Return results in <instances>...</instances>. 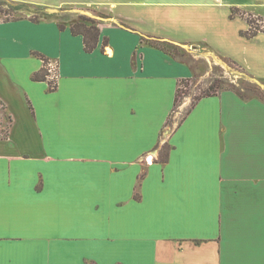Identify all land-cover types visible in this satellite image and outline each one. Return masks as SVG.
Wrapping results in <instances>:
<instances>
[{
  "label": "crops",
  "instance_id": "0c3cea01",
  "mask_svg": "<svg viewBox=\"0 0 264 264\" xmlns=\"http://www.w3.org/2000/svg\"><path fill=\"white\" fill-rule=\"evenodd\" d=\"M14 1L61 18L0 22V101L12 119L0 137V264H264L262 99L202 98L168 128L169 161L154 162L179 82L195 74L150 42L218 55L192 35L159 32L172 18L160 10L174 3ZM217 1L229 17L234 8L264 16V0ZM84 14L100 29L92 53L70 31ZM247 40L264 42V33ZM248 58L230 59L264 81ZM45 59L59 64L54 91L32 78Z\"/></svg>",
  "mask_w": 264,
  "mask_h": 264
},
{
  "label": "rangeland",
  "instance_id": "374dc122",
  "mask_svg": "<svg viewBox=\"0 0 264 264\" xmlns=\"http://www.w3.org/2000/svg\"><path fill=\"white\" fill-rule=\"evenodd\" d=\"M5 0H0L3 3ZM151 2L159 3H174L169 5L171 9L160 10L161 14L172 17L170 20L158 23V26L164 27L167 31L160 30V33L170 34L178 38L189 37L192 35L195 38L203 40L211 48L218 52V55L205 45H175L169 47L173 56L178 59L190 63L194 71V77L191 78L186 86L182 85V93L179 99L178 106L170 118L172 125L170 130L176 126L177 122L183 119L188 111L193 107L194 102L204 93H221L223 89L228 88L231 91L237 92L245 99L260 98L264 101V81L252 78L244 69L230 58L245 61L248 57L245 54L248 51L254 52L260 57V61L264 59V42H251L246 37L241 36L240 31L245 27V21L242 18L231 19L229 12L219 6L217 0H150ZM199 3L202 5L195 6ZM206 3V4H205ZM166 6V5H163ZM7 10L6 5L1 6ZM199 7V8H198ZM232 12V10H230ZM248 12L247 17L256 19L257 22L264 21V16L250 10H241ZM48 12H50L48 10ZM230 12V15H231ZM264 12V10H263ZM190 14V15H187ZM240 13V12H239ZM64 15H72L63 13ZM250 15V16H249ZM76 16V14H75ZM90 17L89 15H85ZM239 17V15H237ZM236 16V17H237ZM177 18V21L175 20ZM11 19L8 16L0 15V21ZM79 19V18H78ZM162 19V18H160ZM187 19L197 20L203 23V28L192 29L184 24ZM259 20V21H258ZM192 24V21L189 22ZM262 25L263 23L260 22ZM165 25V26H164ZM205 25V26H204ZM249 27V26H248ZM263 41V40H261ZM262 52V53H261ZM252 64L249 67L253 72L264 74V62L258 64L253 59L248 58ZM249 72V71H248ZM49 79V78H48ZM50 80V79H49ZM50 82H52L50 80ZM212 87L215 89L212 90ZM182 109V110H181ZM180 110V111H179ZM180 112V115H178ZM6 111L0 107V119L5 118ZM8 121H4L7 125Z\"/></svg>",
  "mask_w": 264,
  "mask_h": 264
},
{
  "label": "trees",
  "instance_id": "16d2710c",
  "mask_svg": "<svg viewBox=\"0 0 264 264\" xmlns=\"http://www.w3.org/2000/svg\"><path fill=\"white\" fill-rule=\"evenodd\" d=\"M6 5L7 6V10H4L1 6L2 5ZM240 10L237 8L232 9L230 18L234 19V16L236 14L240 15L241 18L245 19L249 25V29L247 31H241L240 34L243 37H246L247 39H252L254 37H256L259 33H264V21H259L257 22L256 19H253L252 17H247V15H245V13H239ZM0 15L3 16H8L11 19H7V20H2L3 22H12V21H19V20H29L33 23H40L42 21H51V20H55V21H60V15L57 13H50L48 12V9L46 7L43 6H39V5H34V4H30V3H24V2H18V1H14V0H5L3 1V3H0ZM250 16V15H249ZM1 22V21H0ZM262 22L263 25L260 23ZM59 28L60 30H65L66 26L62 23L59 24ZM70 31L72 33V35L74 36H83L84 38V45L85 48L84 50L87 53H92L98 46V42H99V38H100V29L98 27V22L95 19H92L91 17H86L84 15H81L79 17V21L73 23L70 26ZM151 46L161 50L162 52H164L165 54L171 55L173 56V53L170 52L169 47H174L175 45L169 42H163L160 40H152L150 42ZM176 48V47H174ZM36 56H41L43 58L42 55L39 54H35ZM47 61H49L48 59L44 60V66L43 68L34 74V76L32 77L34 81H47L48 80V71L46 68V63ZM190 79H182L179 82V86L176 92V98H175V108L178 106L179 104V99L182 93V85L186 86V84L188 85ZM50 82V81H49ZM57 83L54 84L53 82H50V90L54 91L57 89ZM215 89V87H212V90ZM223 91H231L228 88L223 89ZM217 95V93H204L202 96H200L193 104V107L188 111L187 115L183 118V120L181 121L182 123L184 122V120L187 118V116L191 113V111L193 110V108L195 107V105L197 104V102L199 100H201L204 97H210V96H214ZM0 106L3 110L6 109V107L4 106V104L0 101ZM8 123L7 125H3L0 121V137L2 139H8L9 138V134H10V129L12 126V119L10 116L5 115ZM181 123V124H182ZM171 126V121L170 119L168 120V122L166 123L165 128L161 131L160 133V142L157 146V150H160L159 153V157L158 159H155L154 162H160L162 164H166L169 161V155H170V151L172 150V146L168 143L165 142L164 144H162V141L165 140L167 138V136L170 134L169 129ZM145 177V175H143L141 178L143 179ZM139 197L138 195H136V198Z\"/></svg>",
  "mask_w": 264,
  "mask_h": 264
},
{
  "label": "built area",
  "instance_id": "2783aa9c",
  "mask_svg": "<svg viewBox=\"0 0 264 264\" xmlns=\"http://www.w3.org/2000/svg\"><path fill=\"white\" fill-rule=\"evenodd\" d=\"M46 68L48 71V78L54 83L56 84V82L58 81L59 78V64L57 61L54 60H49L46 63Z\"/></svg>",
  "mask_w": 264,
  "mask_h": 264
}]
</instances>
